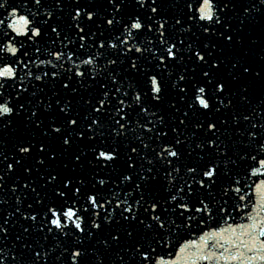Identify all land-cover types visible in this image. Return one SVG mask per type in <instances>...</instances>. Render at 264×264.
I'll return each mask as SVG.
<instances>
[{"label":"snow or ice","instance_id":"1","mask_svg":"<svg viewBox=\"0 0 264 264\" xmlns=\"http://www.w3.org/2000/svg\"><path fill=\"white\" fill-rule=\"evenodd\" d=\"M135 6L0 0V264H264V0Z\"/></svg>","mask_w":264,"mask_h":264},{"label":"water","instance_id":"2","mask_svg":"<svg viewBox=\"0 0 264 264\" xmlns=\"http://www.w3.org/2000/svg\"><path fill=\"white\" fill-rule=\"evenodd\" d=\"M14 2V0H13ZM97 5L101 8V10H103V7L107 4V0H96ZM129 10H133L136 6H135V0H129ZM193 39H195L193 37ZM204 37H201V40H203ZM213 40H215V38H212ZM264 54L260 52L259 48L254 49L251 53H248V55L250 56V58L252 60H257L259 55ZM188 65H185V68H187ZM227 71V67L225 68V72ZM83 95H86V93H83ZM26 132L23 130L22 126L20 128L17 129V131L15 133H13L11 131V129L7 130V134H5L4 132H0V140H3L5 142L6 148H5V155H8L9 152H15V149L12 148V145L16 142V140L18 138L24 137L26 136ZM2 159V158H0ZM7 162H14L11 159H9V161ZM33 161H28L27 163H32ZM69 161L66 158H63L61 160H58L56 163L58 166H62L63 163H68ZM6 167L5 165H0V168ZM37 190L39 191L40 189L37 187ZM0 195H2L4 198H9L12 197L14 199L13 194L9 193L7 191V184L5 186V191L3 193H0ZM106 264H108V262L106 261Z\"/></svg>","mask_w":264,"mask_h":264}]
</instances>
